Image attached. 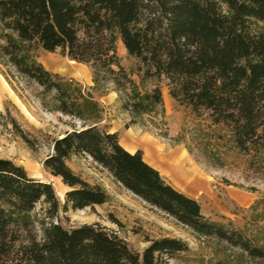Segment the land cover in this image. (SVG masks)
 <instances>
[{
	"label": "trees",
	"instance_id": "16d2710c",
	"mask_svg": "<svg viewBox=\"0 0 264 264\" xmlns=\"http://www.w3.org/2000/svg\"><path fill=\"white\" fill-rule=\"evenodd\" d=\"M5 43L0 55L26 80L53 94L51 110L80 119L53 139L44 168L68 187L64 209L94 207L109 199L99 184L77 173L68 160L91 157L116 181L152 206L189 226L198 236L216 237L235 248L233 264H264V222L260 233L212 221L200 202L175 188L144 158L127 150L118 131L101 127L104 108L90 89L46 68L35 56L41 47L59 50L93 70V81L111 82L125 94L132 122L165 113L162 87L141 90L121 63L117 42L138 61L141 79L167 80L170 96L194 111H211L227 124L241 149L264 147V0H0ZM43 105L48 103L43 99ZM19 135L34 146L20 129ZM263 174H264V164ZM46 204L42 237L33 211ZM60 200L51 182L0 157V264H167L187 242L174 237L148 239L142 253L99 223L65 228ZM261 215V214H260ZM264 221V214L261 215Z\"/></svg>",
	"mask_w": 264,
	"mask_h": 264
},
{
	"label": "rangeland",
	"instance_id": "374dc122",
	"mask_svg": "<svg viewBox=\"0 0 264 264\" xmlns=\"http://www.w3.org/2000/svg\"><path fill=\"white\" fill-rule=\"evenodd\" d=\"M4 28L0 20V47L5 43ZM121 63L130 71L131 77L141 90H150L159 83L164 98L165 113H148L135 117L123 108L125 94L111 82L93 81L90 65L79 63L63 56L59 50L48 52L41 47L35 49L36 58L51 71L90 89L104 108L102 128L110 125L133 127L139 132L140 147L144 157L152 163L162 164L154 142L162 147L185 148L196 162V169L202 175L185 190L200 202L203 213L212 221L239 228L250 234L260 233L264 222V147L258 150L241 149L237 146L231 128L225 123H215L211 111L201 108L194 111L169 94L167 80L162 78L141 79L138 61L125 49L121 40L117 42ZM4 78L9 85L0 90V157L12 159L25 167L28 174L52 183L60 200L58 217L53 218L65 228L85 223H99L109 231L124 238L130 247L142 253L149 244L148 239L174 237L188 243L189 250L181 251L167 259V264H233L234 250L227 242L216 237L198 236L189 226L173 216L152 206L137 196L112 174L86 155L72 157L68 164L90 183L99 184L109 194V199L94 207L74 210L64 209L65 193L68 187L59 176L44 168V159L53 152V139L73 127L80 128L83 122L73 116L51 110L53 94H43L34 82L21 77L5 58L0 55V82ZM43 99L48 105H43ZM22 129L33 142L31 147L18 133ZM159 156V161H156ZM156 161V162H155ZM46 204L37 203L32 212L35 228L42 237V220ZM261 214V215H260ZM246 264H261L259 260H247Z\"/></svg>",
	"mask_w": 264,
	"mask_h": 264
},
{
	"label": "crops",
	"instance_id": "0c3cea01",
	"mask_svg": "<svg viewBox=\"0 0 264 264\" xmlns=\"http://www.w3.org/2000/svg\"><path fill=\"white\" fill-rule=\"evenodd\" d=\"M108 129L110 131L119 132L120 143L127 150L131 152L138 149L142 150L140 147H137L139 142L137 135H139V132L136 133L132 126L127 127L125 131L121 130L120 125H110L108 126ZM161 145L160 141L156 140L154 142V149H156V152L160 155L162 164L147 162L156 167L175 188L187 193L185 191L187 190V187L191 184H195V181L201 180L199 177L202 176L195 167V160L189 155L185 148H173L171 146L162 147ZM156 161H159V156ZM190 196L195 197L194 195Z\"/></svg>",
	"mask_w": 264,
	"mask_h": 264
},
{
	"label": "bare ground",
	"instance_id": "6f19581e",
	"mask_svg": "<svg viewBox=\"0 0 264 264\" xmlns=\"http://www.w3.org/2000/svg\"><path fill=\"white\" fill-rule=\"evenodd\" d=\"M5 87H8L9 88V85L8 83L6 82V80L4 78L1 79V82H0V90L2 91ZM10 89V88H9ZM11 90V89H10ZM163 95H164V98L165 99H168V94H167V91L163 92ZM0 97H1V94H0ZM66 186V185H65Z\"/></svg>",
	"mask_w": 264,
	"mask_h": 264
}]
</instances>
